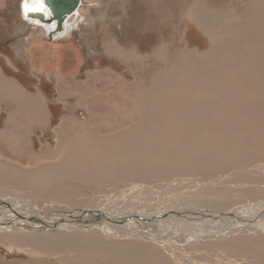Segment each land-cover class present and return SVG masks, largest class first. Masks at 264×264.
Instances as JSON below:
<instances>
[{"label": "rangeland", "instance_id": "374dc122", "mask_svg": "<svg viewBox=\"0 0 264 264\" xmlns=\"http://www.w3.org/2000/svg\"><path fill=\"white\" fill-rule=\"evenodd\" d=\"M23 2L24 0H0V54L5 59L4 71L6 70V73L8 71V74L11 73L14 65L10 62L12 55H24L25 60H29L34 66V69L29 67V75H26L29 77V84L33 80L32 84L35 85L36 91L43 94L47 108L46 122L38 129H42L43 134H33L29 130L33 137L30 138L29 135L28 142L31 139L35 143L33 154L31 150L12 153L14 149H10L0 138V162L3 165L1 169H4L1 172L3 177H0V198L7 196L11 200L30 203L37 208L38 216L46 220L60 214L49 213L50 209L47 208L50 206L58 208L57 210L60 205L78 210L101 203L106 204L115 198L118 199V204L124 205V210L133 205L136 207L137 204L140 207L144 205L149 207L150 203L157 207L167 203V208L171 210V207H177L180 202L208 209L214 213L223 212L222 208L225 207L240 206L241 208L245 204H255L264 199V169H262L264 168V0H80L77 9L79 21H74L73 15L68 17L65 20L66 30L57 32V36L52 37L51 40L43 33L44 30L50 33L45 26L41 29L36 25L25 23L27 20L22 17ZM37 39H40L42 44L36 41ZM37 43L46 49L45 54L42 49L35 50ZM54 54L57 55V61L53 60L52 63L50 59H53ZM206 54L214 55L217 59H212L206 65L207 68L203 69L202 61L211 58ZM1 56L0 60L3 61ZM34 60L41 65L47 62L46 66L47 70L50 69V74L54 66L57 70L56 74L49 75L37 71ZM199 62L200 65H196ZM218 62L221 63L220 66ZM223 63L225 67L221 68ZM209 65L211 69L213 65L215 73ZM165 66L170 68L168 71L184 72L183 76L189 72H200L198 85L201 91L208 90L212 82H216L214 74L217 73L221 77L219 84L223 83L226 87L235 88V97L229 99L233 107L228 108L225 113L232 112L237 116L225 125L230 135H225L226 132L221 131L224 135L219 137L222 151L208 150L204 156L207 155L209 160L207 157L198 159V155L191 156L188 153L189 137L183 131L181 139L187 143L183 151L187 153L182 154L186 160L184 169L174 166V159L168 162L167 154L170 153L167 151L176 149L173 147L176 144H170L161 157L148 153V162L145 165L146 155L139 156L137 152L133 153L139 148L137 145L130 150V153L123 155L125 150H129L125 148L126 142L130 140L129 137H126L128 140L125 138L117 143L118 138L110 136L111 132L120 133L124 129H134L129 116L133 99L141 103L146 101L150 94L148 101L156 95L164 99V94L149 93V91L159 89L157 87L167 90L166 81L172 80L170 76L160 74L167 70ZM196 68L201 70L198 71ZM204 72L207 75L210 72L214 74L211 73L210 77ZM207 77H213L215 81ZM29 90H33L31 85ZM219 94L223 96L220 88ZM17 95L13 92L7 93V101L0 104V125L6 121L5 116L14 106L11 97ZM242 96L244 98L239 100ZM2 97L4 96L0 93V99ZM187 100V98L175 102L171 100L170 106L165 107L149 102L141 103L139 107L141 110L137 111L136 118L143 116L144 120L150 122L164 118L170 120L168 117H171L178 108L179 111L177 110L178 112L173 115L175 121L179 120L180 123L188 115ZM32 101L34 102V99ZM14 114L15 118L17 116L16 121L19 122L18 119H22V116L18 117L19 111ZM48 117L50 123H47ZM153 117H157V120H153ZM204 120L205 118H201L200 122ZM238 122H242L239 132ZM89 123H93L95 134L105 135V141L99 146L103 149L99 153L96 145L88 141L91 137L88 131L85 132L88 138L87 149H83L80 140L73 154L78 165L71 166L65 159H61V153L67 145L66 150L70 151L72 142H69L71 145L67 144L65 138H59L60 134L65 136L71 130L69 133L73 135L81 125L79 133L76 134L83 136L82 130L89 128L85 125ZM143 126L147 127V123ZM219 128L222 129V125ZM6 129L11 130L12 126L6 124ZM90 129L93 130L92 126ZM5 130L0 127V133ZM204 133L207 136L205 130ZM70 134L67 136L72 137ZM3 135L4 138L10 139L12 144L11 134ZM141 135L142 133H135L134 136ZM134 136L130 134V137ZM93 146L97 150L95 152L103 156V161L98 162L96 160L98 155L91 154ZM213 147L216 148V144ZM24 152L37 156L35 158L40 163L37 164V160L34 159L35 164L33 162L29 168L27 158L22 156ZM222 153L226 156L224 159L220 158ZM90 155L96 156L94 161H91ZM53 157L57 158V171L46 177L47 180L39 182L38 189L28 188L26 183L29 173L27 172L42 170L40 167L35 169L41 163L55 164L56 159H52ZM194 157L199 162L190 159ZM62 161H65L63 166L60 164ZM80 161L81 163L91 161L89 171L87 170L88 175L92 174L89 180L82 179V172L78 174V166L85 168V165H79ZM209 163L217 167H212ZM148 165L152 166L151 170L155 167L159 172L154 169L151 173L143 172L147 171ZM13 168L14 172L11 173ZM167 170L174 171L171 172L172 174H164ZM18 182L22 183L18 184ZM135 185L133 192H136L130 195L131 188ZM139 185L150 187L149 191L153 192L148 191L149 197L153 198L154 194L157 195L151 200L147 199V194L142 195L145 196V201L141 205ZM128 195L132 196L135 204L126 201ZM137 196H140L138 202L135 200ZM9 211L18 212L16 209L12 211L7 208L6 212ZM165 219L169 222L168 218ZM0 222H2L0 223V264H243L245 261L243 258L249 254L236 257L231 253L232 246L224 247L225 244L234 241V238L219 240V243L211 245L207 243L193 247L194 245L186 244L183 247H176L168 242L158 240L153 242L150 239L147 242L137 241L108 233L109 235L104 237L109 239L108 242L110 241L109 246L112 248L110 252L104 245L98 248L99 240L94 239L89 242L87 240L89 236L86 235L88 231L82 230L83 232L79 233L70 231L71 229H56L57 225H54L55 230H36L33 222L32 228L23 222H18L19 225L17 223L15 226H10L14 224L11 222L2 220ZM17 229L25 234L51 235L42 238L34 235L35 238L30 235L11 236V233ZM162 230L157 232L161 233ZM73 234L80 240L72 246ZM84 243H90L92 249L87 250L88 245ZM260 245L262 246L260 249L263 248L264 251V242H260ZM249 247L253 249L251 253L260 254L255 249V244ZM55 248L57 250L64 248L66 251L57 252ZM75 248L78 249L72 255V250ZM134 253L139 261L128 259L134 256ZM155 253L161 256L158 258L153 256ZM125 254H130L131 257ZM258 257L255 260L251 258L247 264H264L262 259L264 256Z\"/></svg>", "mask_w": 264, "mask_h": 264}, {"label": "bare ground", "instance_id": "6f19581e", "mask_svg": "<svg viewBox=\"0 0 264 264\" xmlns=\"http://www.w3.org/2000/svg\"><path fill=\"white\" fill-rule=\"evenodd\" d=\"M32 1H33L32 3L26 2L22 5L23 6L22 10H23L24 16L28 15L29 12H38V13L40 12V13H43L47 16L45 9L40 8V6H42L40 3V0H32ZM75 15L78 16L77 10L75 11V14L73 16H75ZM79 19H80V17L78 16L77 19L74 18V21L76 20V22H78ZM197 23H198V21H197ZM52 24L53 25L50 28H48L49 30H51V29L54 30L55 27H57L55 22H53ZM46 25H48V24H46ZM66 28H67V25L64 23L63 29L57 28V32H61L62 30L65 31ZM158 55L159 54H157V56ZM206 55L208 57L210 56L211 58H209V59L206 58L205 61H202L203 63L201 62L203 69H205L204 67H206V65L212 59L213 60L217 59V57L214 55H210V54H206ZM162 59H164V58H162ZM197 64L200 65V62L196 63V65ZM218 64H219L218 66L221 65V63H219V62H218ZM210 65H209V67L211 69ZM165 67H167V66H165ZM224 67H225V63H223L221 68H224ZM187 68H190V67H187ZM169 69L167 67V70H164L160 73L161 75H164L167 77L170 76V78H171L170 80H172V81H166L167 79L165 80L167 82L165 84L167 90H163V88L161 89L160 87H157L159 89H154V87H153L152 89H154V90L152 92L149 91V93H158L160 95H161V93L164 94V99L162 100V98L159 95H156V96H153L151 101H148V99H150V97H149L151 95L150 94L149 96H147V100L143 101L141 103L149 102L150 104H155V105L160 106V107L162 105V107L163 106L165 107V106H170L171 100H174V102H175V100L187 98L188 100L186 101L187 102L186 106H187V110H188V115L185 118H183L180 123L178 122L179 120L176 122L173 114L178 110V108H177L176 111L172 114V116L168 117V118H170V120L164 118L163 120H160V121L150 122V121L144 120L143 116L142 117L140 116L138 118L139 119L138 120L136 118V114H137V111L141 110L139 108L141 106V103H139L137 101V99H133L134 103L132 106V111H130L131 114H129V116L131 117L130 118L131 124H132L131 126H133L134 129H130V128H129L130 130L124 129L120 133H117L116 131L111 132L112 135H110V136L118 138L117 143L120 142L121 140L125 139L126 137H129L130 140L128 142H126L127 145H125V148L129 149V150H125L124 151L125 153L122 152V153H124L123 155L127 154L128 152L130 153V150L137 145L139 148L135 149L134 150L135 152H133V153L137 152V154L139 156H142L145 154L146 155L145 165L148 162V156H147L148 153H151V154L153 153L154 155H160V157H161L163 155V152H166V150L170 147V144H172V143L176 144L175 146L173 145V147H176V149L172 147L175 150L170 149L169 151H167L168 153H170V154H167V156H169L168 162L171 159H174V166H176L177 168H183L186 160H184L182 154L187 153V152H183V151H185L186 146H187V143H185L184 140L181 139V134L183 131L189 137L188 140L190 141V147L188 149V153H190L191 156L198 155V159H199L200 157H207V155L206 156H204V155L207 153L208 150L211 152L213 149H215L216 151H218V150L222 151L221 150L222 147L219 146V140L221 139L219 137L224 136V135H223V133H221V131H225L226 132L225 135H230L231 133H229V130L225 127V125L228 124L232 119H234L237 116L236 113H234V115L232 114V112H230L229 114L225 113V111L228 108L233 107V103H230L229 99H230V97H235V95H234L235 88L234 87H226L223 83L219 84V79H221V77H219V73L214 74L216 70L215 71L213 70V65H212L211 70H213L214 73L210 72V74H208V75L206 72H204V73H206V75L210 76V77H211V73L214 74L215 78H216V82H214V83L212 82V84L209 86L208 90H204V91H201L199 89V85H198V81H200L198 74L200 72L199 73H197V72L191 73L187 70L189 73L187 75L183 76L184 72H182V71L175 72L176 70L174 72L168 71ZM195 70H194V72H195ZM197 70L199 71L201 69H197ZM179 74H180V76L178 77ZM210 77L209 78L207 77V79H212L213 81H215L213 79V77L212 78H210ZM156 78H158V77H156ZM219 88H220L223 96L228 98V99L224 98L223 96H221L219 94ZM185 94H188V96H186ZM240 95H242V94L240 93ZM4 97H6V96L4 95ZM243 98H244V96H242V98H240L239 100H241ZM32 100L33 99L30 100L29 105H20L19 106L18 104H14V108L11 111H14V112L19 111L18 117L23 115L24 118L26 117V121H27L26 123L28 125H30V127H38L39 128L40 126H42L46 122V120L45 121L42 120V112H40V110H39L38 105L41 102H39L38 105H36V104H34V102ZM200 100H202V102H200ZM122 101H123V99H122ZM178 103L179 102L177 101V104ZM25 107H28V109L26 111L25 110L22 111V109ZM142 110H145V109L142 108ZM11 111L8 113L9 114L8 115L9 120L5 123V127L3 128V130H5L6 124H8V125L11 124L10 117L15 119V117ZM159 112H160V110H159ZM109 113L111 114V111ZM207 113H209V114H207ZM219 113H220V115H219ZM121 114H123V113H121ZM178 115H180V113ZM182 117H184V116H182ZM16 118H17V116H16ZM201 118H205V120L203 122H200ZM178 119H179V117H178ZM153 120H157V117H153ZM18 121H19V119H18ZM15 122H17V121H14V123ZM145 123H147V127L143 126V124H145ZM241 123L242 122H238V126H237L238 132L240 131L239 126L241 125ZM92 124H90V123L85 124L89 128L82 130V134H84L83 136H78L76 134V133H79L78 130L81 128L80 127L81 125H79L77 127V130H75V133L73 135H71L69 133V132H71V130L65 136L60 134L59 138H65L67 140V144H70L69 143L70 141L72 142V145L71 144H70L71 146L69 145L71 147V150L70 151H68V149L66 150V147L68 146L67 145L63 149V152L61 153L62 154L61 159H65L69 165H71V166H73L75 164L78 165L76 157H74L73 154H75V150L78 147L77 144H79L80 140H82L81 144H82L83 149H87L86 147L88 146V144H87L86 140H88V138H87V135L85 133L87 131H88V134L91 136L88 141L90 143H92L93 145H96V147L98 148V152L101 153L100 151L103 148H101L99 146L105 141V138H104L105 135L104 134L103 135L102 134H95L96 129L93 128L94 126ZM13 125L15 126V124H13ZM119 125H121V124H119ZM221 125H222V129L219 128ZM91 126H92L93 130L90 129ZM101 126H106V125H101ZM27 127L25 126L24 128H27ZM18 128L21 129V127H18ZM243 129H245V128H243ZM204 130L207 132V136L204 135V134H206V133H204ZM110 131H111V129H110ZM5 133H6V135L11 134L12 144L10 142V139H7L6 137L4 138L3 134H5ZM135 133H142V135L141 136H134ZM68 134H70L72 137H68L67 136ZM130 134L133 135L134 137H130ZM29 135H30V132H27L24 130L23 131H20V130L14 131V129H13V131L6 129L5 131L0 133L1 139L5 141V143L10 147V149L12 148L15 151H16V149L26 150V151L30 150V145H32L31 139L29 142L26 140V138H28ZM30 138H32V137L30 136ZM71 138H73V139L70 140ZM108 140H110V139H108ZM167 140H168V142H167ZM115 142H116V140H115ZM106 143H108V142H106ZM117 143H115V144H117ZM130 143H133V144L130 145ZM105 144H103V145H105ZM120 144H122V143H120ZM215 144H216V148L213 147ZM95 150L96 149L93 146V152H91L92 155L93 154L98 155V152L96 153ZM24 153L25 154L22 153V156H25L27 158V160H28L27 165L30 168V166L33 162H34L33 164H35L34 159H36L35 157H37V156H32V155H30V153L27 154V152H24ZM92 155H90V159H91V161H94L96 156H92ZM108 155H110V154H108ZM173 155H174V157H173ZM102 157L103 156L98 155L96 160L98 162L103 161ZM156 157H154V158H156ZM225 157L226 156L223 153L220 155L221 159H224ZM107 158H109V157H107ZM138 158H141V157H138ZM195 158L196 157L190 158V159L193 162L198 161V159H195ZM52 159H56V163L54 161L55 164H53V162H52L53 165L49 164V163H43V164L41 163L37 166L35 165L36 166L35 169L40 167V169H42V170H40V171H28L27 172V173H29V179L27 180V183H26L28 188H30L31 190L38 189L40 187V185L38 184L39 182L45 181L46 177H50V175H52L54 171H57V158L53 157ZM36 160H37L36 161L37 164L40 163L38 159H36ZM137 160L139 161L140 159H137ZM182 160H184V162H182ZM208 160H209V158H208ZM91 161H85L82 163L80 161V163H79V165L80 164L85 165L84 169L82 167L80 168V166H78V174L81 172L83 173V176H82L83 180L88 179L92 175V174H90V175L87 174L89 163ZM138 161H136V162H138ZM217 161H218V159H217ZM141 162H142V160H141ZM166 162H167V160H166ZM202 162H204V161H202ZM207 162H210V161H207ZM60 164L63 166L65 164V161H62ZM150 164H152V163H150ZM210 165H212V164H210ZM2 167H3V165L1 163L0 164V177H3L1 172L4 169H1ZM15 167L16 166H14V168ZM49 167L51 170H49ZM150 167H152V166L148 165V167H146L147 171H143V172L151 173V172H153V169L157 170V169H155V167L152 168V170H151ZM206 167H208V164ZM212 167H217V165H212ZM14 168H13V171L11 173L14 172ZM157 168H158V166H157ZM262 169H264V168H262ZM172 171H174V170H172ZM172 171L167 170V172L164 174H172L171 173ZM15 172H17V171H15ZM157 172H159V170H157ZM21 173H22V171H21ZM10 182H12V179ZM21 183L22 182H18V184H21ZM41 186H43V185H41ZM134 188H136V185H135V187L131 188L132 192L130 193V195H133L136 192V191L133 192ZM139 188H140V190L139 189L138 190H139V193H140L142 199H140V196H137L135 198V200H137V202H138V200L140 199L141 202L140 201L139 202L141 205H143V203L145 201L144 200L145 196H142V195L147 194L146 196L148 197L147 199H149V200L153 199L155 197L154 195H157V194H154L153 198H151V197H149V193H151L153 191H151V192L149 191L150 187H147V186L141 187V185H139ZM135 190H137V189H135ZM148 191H149V193H148ZM130 195H128L126 197V201L130 202V204H135L133 202L132 196H130ZM5 197L6 198H0V220H2L4 222L14 223V224H10V226H15V224H17L18 222H23L25 224H28L30 226V228H32L31 224L35 223L36 226L34 225L35 226L34 228L36 230H45V229L55 230L54 225H57L56 229H62V230L71 229L70 231L79 232V233L83 232L82 230L88 231L86 233V235L89 236V238H87V240H89V242L94 241V239L99 240L100 243L98 244V248H101L104 245V246H106L107 250H109L110 252L112 251V248H110V246H109L110 241L108 242L109 239L104 237V236H107L109 234L116 236V237L131 238V239L137 240V241H139V240L145 241L146 240V242H147V241L153 240V242H154V241L158 240L161 242H168L169 244H174L176 247L177 246L183 247L186 244L194 245L193 247H197L198 245H207V243H209L211 245V244L219 243V240H224L227 238H234L235 239L234 241H232L228 244H225L224 247L229 246V245L232 246L230 249V250H232L231 253H233L234 254L233 256H236V257H239L241 254H246V253L248 254L249 253L246 258H243V259H245L243 264H247L251 260V258H253L255 260V259L259 258L258 257L259 255L264 256L263 255V253H264L263 248L260 249L262 247L260 245V242H262V241L264 242V199L261 201H258V202L256 201L257 203H255V204H252V203L251 204H245L244 207H241L243 209H241L240 206L239 207L231 206L230 208L229 207H225V208L221 207L223 212L214 213L212 211H209L208 209H202V208L195 207L194 205H189V204L186 205V204L180 203V202H178L177 207L176 206L171 207V210H169L167 208V203H166V205H161L158 207L156 205H153L150 203L149 207H146L144 205V207L141 206L142 208L137 204L136 207H135V205H133V207H130V208H127L124 210V205L118 204V199L115 198V199H112L113 201H110L109 200L110 198H109L108 199L109 201L106 202V204L101 203L102 202L101 201L100 202L101 204H98L94 207L82 208V209H78V210L68 209L67 207L61 206V205L59 207V210H57L58 208L55 209V207H53V206H50L49 208L46 207L48 210L50 209V211H48L49 213L54 212L55 215H57V212L60 213L52 219H50L51 217L49 216L50 220H46V219H42L38 216L37 208L36 207L34 208V206L31 205L30 203L24 202L23 200H15V199L11 200L10 198H7V196H5ZM122 198H120V199H122ZM20 199H22V198H20ZM250 199H252V198H250ZM257 200H258V198H257ZM238 202H240V201H238ZM231 205H232V203H231ZM12 206H13V208H12ZM7 208L9 210H12V211H13V209H16V210H18V212H15V211L14 212H11V211L6 212ZM212 208H213V206H212ZM166 209H168V211H165ZM218 209H220V208H218ZM239 209H241V210L238 211ZM163 212H166V213L163 214ZM165 218H168L169 222H167V219H165ZM214 220H216V221H214ZM0 223H2V222H0ZM25 224H20V225H25ZM17 225H19V223ZM49 226H50V228H48ZM188 228H191V229L189 230ZM93 229H95V231ZM161 229H163L162 232L158 233L157 231L160 232ZM193 229H196V230H193ZM19 230L20 229H17L18 232L15 231V232L11 233V236L14 237V236H20V235H22V236L30 235L33 238H35L34 236H40V238H42L43 236L49 237L51 235V234L50 235L49 234L48 235L47 234H44V235L38 234L37 235L35 233L34 234H25V232L22 233ZM113 236L111 238H113ZM240 237H242V240H240ZM7 238H8V236H7ZM71 239L73 242L72 246L76 242H79V240H80V239H77V235H75V234H73L71 236ZM22 240H24V239L22 238ZM232 244H234V245H232ZM252 244H255V247H256L255 249H257L260 252V254L251 253V251H253V249L251 250L252 247L250 248L249 246H251ZM84 245H88V246H86L87 250L92 249L90 247V243H87V244L84 243ZM38 246L39 245L37 243V247ZM112 246H113V244H112ZM212 246H214V245H212ZM25 247H27V246H25ZM28 248L30 249V247H28ZM64 248L63 249L58 248V250L55 248V250H57V252H63V251H66V250H64ZM77 249L78 248H75L74 250H72V255L75 254ZM143 249H147V247H143ZM107 250H104V251H107ZM157 253H159V252H157ZM120 254H121V252H120ZM125 256L131 257L130 254H125ZM153 256L158 258L161 255L160 254L156 255V253H155ZM128 259H130L131 261H135V260H138V257L134 253V256H132L131 258H128ZM262 259H264V257ZM262 259H259V260H262ZM161 262H162V260H161Z\"/></svg>", "mask_w": 264, "mask_h": 264}, {"label": "crops", "instance_id": "0c3cea01", "mask_svg": "<svg viewBox=\"0 0 264 264\" xmlns=\"http://www.w3.org/2000/svg\"><path fill=\"white\" fill-rule=\"evenodd\" d=\"M25 23H27L28 25H32V26H35L36 22H33V21H26ZM36 26L38 28H43V26L41 24H36ZM49 31L50 33H46V31L44 30L43 33L45 35H47V37L51 38L52 37H55L57 36V27H55L54 30L50 31V30H47ZM36 41L41 42L40 39H37ZM44 47H42L40 44H36L35 45V50H38V49H42V52L45 54V51L46 49H43ZM34 57L35 55L32 54ZM1 56V54H0ZM2 57V56H1ZM3 58V57H2ZM49 58V57H48ZM28 59H30L28 57ZM52 60V63H53V60L54 61H57V55L54 54V57L53 59H50ZM10 62H13L14 65L12 67V70H11V73L8 74V71L7 73L4 71L5 69V66H6V62H5V59L3 58V61L0 60V93L3 94V96L5 95L6 97H2V99H0V104L7 101L8 97H7V93H11L13 92V94H18L16 97H11V101L13 104H18L19 106L20 105H29L30 104V100L31 98L34 99V104L38 105L39 102V110L40 112H42V120H46V111H47V108H46V104L44 103L45 99L43 97V94H41L40 92H37L36 91V87L35 85H33V80H31L30 84H29V67L31 66L32 69H34V66L29 62V60H25L24 58V55H16V56H11L10 57ZM35 62V66L37 71H41V73H49V75H55L56 74V68L53 66V72L50 74V69L47 70V62L43 65L39 64L37 62V60H34ZM53 64H51L52 66ZM43 71V72H42ZM28 74V75H26ZM17 78V79H16ZM30 85L33 87V90H29L30 89ZM41 106V107H40ZM14 108V106L11 108V110ZM28 109V107H25L22 109V111H26ZM10 111V110H9ZM12 114L14 115L15 117V114L14 112L12 111ZM9 114H7L5 116V119L6 121L4 122L3 121V124L0 125L1 128H4L5 127V123L9 120V117H8ZM14 118L10 117V121H11V124H9L10 126H12V129L10 131H16V130H20V131H23V130H26L27 132H29V130L34 134V133H38V134H43L44 132H42L41 130H38L40 128L38 127H30V125H28L26 122V117L24 118V116L22 115V119L19 120V122H15L16 121V118L13 120ZM21 121V122H20ZM49 121V122H48ZM13 122V123H12ZM20 123V124H19ZM47 123H50V117H48V120H47ZM15 124V126L13 125ZM8 125V124H7ZM18 125V126H17ZM20 125V126H19ZM27 127V128H24V127ZM16 129H15V128ZM18 127H21L18 128ZM17 135V134H16ZM32 134H30L31 136ZM21 136V135H20ZM19 137V136H18ZM33 137V136H32ZM1 138V137H0ZM29 138V136H28ZM28 138H26V140L28 141ZM16 139V138H15ZM31 144L30 145V150H31V153L33 151V149L35 148V143L32 142L31 140ZM4 148L7 150V148L4 146ZM20 150H16L15 152H18ZM13 153L14 150L12 151ZM30 153V154H31ZM33 154V153H32Z\"/></svg>", "mask_w": 264, "mask_h": 264}, {"label": "water", "instance_id": "95a60500", "mask_svg": "<svg viewBox=\"0 0 264 264\" xmlns=\"http://www.w3.org/2000/svg\"><path fill=\"white\" fill-rule=\"evenodd\" d=\"M29 2L32 3V0H24L23 4ZM46 14L38 12H29L28 15H25L23 18L27 21L39 22L41 24L51 25L53 22L56 23L57 28L63 29L65 20L68 17H71L75 14V11L80 5V0H40ZM78 16L75 15V19Z\"/></svg>", "mask_w": 264, "mask_h": 264}, {"label": "flooded vegetation", "instance_id": "af4514ba", "mask_svg": "<svg viewBox=\"0 0 264 264\" xmlns=\"http://www.w3.org/2000/svg\"><path fill=\"white\" fill-rule=\"evenodd\" d=\"M22 16L24 17V14H23V12H22ZM37 24H41V23H39V22H36ZM36 25V24H35ZM42 26H45L46 27V29L47 28H50L53 24H51V25H46V24H41ZM53 29H51L50 31H52Z\"/></svg>", "mask_w": 264, "mask_h": 264}]
</instances>
